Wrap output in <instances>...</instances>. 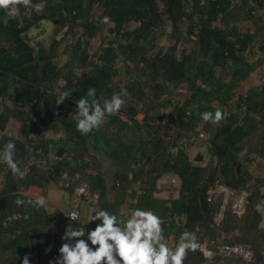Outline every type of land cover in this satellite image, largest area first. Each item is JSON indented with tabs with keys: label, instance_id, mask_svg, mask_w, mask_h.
Masks as SVG:
<instances>
[{
	"label": "trees",
	"instance_id": "trees-1",
	"mask_svg": "<svg viewBox=\"0 0 264 264\" xmlns=\"http://www.w3.org/2000/svg\"><path fill=\"white\" fill-rule=\"evenodd\" d=\"M45 24L54 26L63 46L30 40L29 34ZM167 29L170 45L159 48L156 41ZM182 38L193 48L184 47ZM257 56H264V0L0 4V151L14 142V159L24 173L13 174L0 158V264H21L25 255L30 264H55L67 225L84 226L86 233L95 228L99 221L88 226L71 221L60 211L35 206L36 198L27 194L35 187L45 195L53 184L73 195L64 181L78 172L87 174L93 205L119 220L136 208L151 210L163 221L166 243L178 244L182 233L192 232L213 251L220 243L247 245L253 264H264L258 210L264 178L249 170L257 160L264 169V84L241 88L256 72ZM89 88L96 89L101 103L122 89L128 95L115 115L82 134L73 116L75 103ZM63 92L70 95L58 103ZM217 109L223 114L218 123L201 118ZM168 111L171 123L163 121ZM10 119L18 124L16 136L6 132ZM192 147H205L209 162L200 155L191 160ZM93 153L117 167L111 186ZM165 174L179 181L176 197L155 196ZM220 186L246 194L242 217L231 213L222 195L211 198ZM17 199L25 203L17 206ZM54 226L63 231L53 234ZM187 255L197 264H252L209 257L198 248Z\"/></svg>",
	"mask_w": 264,
	"mask_h": 264
},
{
	"label": "clouds",
	"instance_id": "clouds-1",
	"mask_svg": "<svg viewBox=\"0 0 264 264\" xmlns=\"http://www.w3.org/2000/svg\"><path fill=\"white\" fill-rule=\"evenodd\" d=\"M6 3L7 0H0V4ZM23 3L27 6L30 0H23ZM69 95L68 92H63L58 103H62ZM127 95V89H122L101 103L96 99V89L89 88L75 103L73 119L77 129L82 134H87L99 128L106 117L115 115L120 110ZM201 118L215 124L223 119V114L217 109L215 113H201ZM15 151V143L9 141L0 151V158L13 174L23 176V171L14 159ZM15 203L20 206L25 201L17 199ZM32 203L41 207L45 204V199L39 197ZM75 209L68 217L73 221H77L80 216V212ZM93 213L84 225L96 221L99 223L87 233L84 226L73 228L67 225L61 237L64 243L59 248L60 255L55 264H183L187 252L199 247L195 233L184 232L175 248H170L165 242L163 221L151 210L133 209L123 221L105 209H96ZM21 264H30L27 255L22 258Z\"/></svg>",
	"mask_w": 264,
	"mask_h": 264
},
{
	"label": "rangeland",
	"instance_id": "rangeland-1",
	"mask_svg": "<svg viewBox=\"0 0 264 264\" xmlns=\"http://www.w3.org/2000/svg\"><path fill=\"white\" fill-rule=\"evenodd\" d=\"M240 7L241 10V14H244V10L245 8ZM12 11H16L14 8L12 9ZM242 26L244 27H250V24L247 22H244L242 24ZM169 36V29H167L165 32L162 33V35L159 34V38L156 41L157 46L163 47V48H167L170 45V40L168 38ZM29 38L30 40H37V41H42L45 45L49 46L53 40L58 41V45L57 47H59L60 45L63 46V39L62 36H55L54 35V26L52 24H45L42 26L41 30L39 31H32L29 34ZM95 40H92V43H94ZM184 47H188L190 49L193 48V42L189 39H183L182 38V43H181ZM182 47V46H181ZM255 64L257 65L256 68V72L254 74L251 75V77L249 78V80H247L246 82H244L242 84V90L243 91H247L249 89H254L257 86H261L264 84V56H257L255 58ZM142 115H139L138 118L142 119ZM164 122L167 123H171L172 122V115L171 112L168 111L166 116L163 118ZM17 131H18V124L13 120L10 119L8 127L6 129V132L8 135H12V136H16L17 135ZM45 134L48 136H52L53 133L49 130H45ZM94 155H96L95 157L98 159L99 164L101 166V173L104 175L105 180L107 182V184L109 186H111L114 182V175L116 173V171L118 170L117 167L107 158H105L102 155H97L95 153H93ZM188 155L190 157L191 160H195V158L200 155L203 159H204V163L209 162V154L207 149L204 148H199V147H192L191 149L188 150ZM262 164L260 161L257 160V163L254 165L252 164L249 167V170L253 173V175L257 176V177H261L264 178V169L261 167ZM241 165H240V169H241ZM175 178L174 175L172 174H167L164 176V178L161 180V182L158 185V190L156 193V196L158 198H167L168 194H172V195H177L178 191H179V186L178 185H173L172 179ZM65 186L73 188V195L70 196L68 194H62V192L60 191V189H58V187H56L55 185L51 184L48 186L47 190L50 187H53L54 189L56 188V192L57 194H62V197H68L70 200L74 199L77 201L80 200V202H82V208H81V213H87V209L85 210V208H88L87 205L88 203H93L95 202V195L91 194L90 192L87 191L88 188V179H87V174L83 173V172H78L77 177H75L74 180H67V178L64 181ZM85 195V196H84ZM82 196H84L86 198L87 201H83ZM62 199V203H64L66 200L65 198H61ZM62 209H57L58 211H60L61 213L65 214L68 210H69V205H63L61 207ZM76 208V207H75ZM259 211L262 212L263 214V222H262V227L264 226V210H262L261 205L258 206ZM49 211H54V210H49ZM87 219V217H85ZM53 234L57 233L60 234L63 229L62 226H54L53 227ZM168 246L170 248H175V246L177 244H175L174 242H167ZM183 262H186V264H197L195 263V258H193L192 256L186 255L185 259ZM206 264H215L212 262H207ZM217 264H236V262L234 260H224L221 261ZM253 264V262H252Z\"/></svg>",
	"mask_w": 264,
	"mask_h": 264
},
{
	"label": "built area",
	"instance_id": "built-area-1",
	"mask_svg": "<svg viewBox=\"0 0 264 264\" xmlns=\"http://www.w3.org/2000/svg\"><path fill=\"white\" fill-rule=\"evenodd\" d=\"M222 195L225 203L230 202V210L231 213L240 218L245 214V198L246 194H236L234 191L220 186L216 190L211 193V198L213 196ZM74 210L71 209L65 214V218L71 220L69 217V213ZM76 210V209H75ZM222 219V213L218 214L217 221ZM79 220V219H78ZM77 220V221H78ZM73 221V220H71ZM199 250L203 251L206 256H220L225 259H235L238 258L245 263H252L254 261V253L251 248L244 244H226L220 243L216 244L215 251L209 248V244L207 242L199 243Z\"/></svg>",
	"mask_w": 264,
	"mask_h": 264
},
{
	"label": "crops",
	"instance_id": "crops-1",
	"mask_svg": "<svg viewBox=\"0 0 264 264\" xmlns=\"http://www.w3.org/2000/svg\"><path fill=\"white\" fill-rule=\"evenodd\" d=\"M165 175H167V174H165ZM164 175V176H165ZM164 176H162L158 181H157V190H158V185H159V183L161 182V180L164 178ZM171 183H173V185H178L179 186V181L177 180V178L175 177V178H173L172 179V182ZM62 192V191H61ZM43 191L41 190V189H38V188H35V187H31L29 190H28V192H27V194L28 195H30V196H32V197H34V198H39V197H43L44 199H45V204L43 205L45 208H46V210L48 211V212H57L58 210H56V208L57 209H62L61 207L63 206V205H69V210H71V209H74L75 207H76V209L80 212L81 211V208L83 207L82 206V202H80V200H78L77 199V201L76 200H74V199H69L68 197H62L61 195L62 194H67V193H65V192H62V194H57V192H56V188L54 189L53 187H50L48 190H46V194L45 195H43ZM178 194V193H177ZM69 195V194H68ZM70 196H72V195H70ZM155 196H156V193H155ZM177 195H175V197H176ZM157 197V196H156ZM61 198H65V202L64 203H62L63 201H62V199ZM158 198V197H157ZM168 198V197H167ZM167 198H164V199H167ZM82 199V198H81ZM161 199H163V198H161ZM85 202V201H84ZM261 205V208H262V210H264V201H263V203H261L260 204ZM87 207L88 208H85V210L87 209V213H81L80 212V216H79V221H82V223H83V225H84V223H85V221L86 220H88L89 219V217L92 215V214H94L93 212L97 209V206H95V205H93V203L91 204V203H88V205H87ZM49 210H54V211H49ZM259 210V209H258ZM260 213H261V215H262V222H263V214H262V212L260 211ZM85 217H87V219L85 218ZM88 225H91L90 223H88V224H86L85 226H88ZM261 227H262V223H261ZM262 228H264V226L262 227Z\"/></svg>",
	"mask_w": 264,
	"mask_h": 264
},
{
	"label": "water",
	"instance_id": "water-1",
	"mask_svg": "<svg viewBox=\"0 0 264 264\" xmlns=\"http://www.w3.org/2000/svg\"><path fill=\"white\" fill-rule=\"evenodd\" d=\"M240 165H241V164H237V165H236V170H237V172H239V170H240Z\"/></svg>",
	"mask_w": 264,
	"mask_h": 264
}]
</instances>
